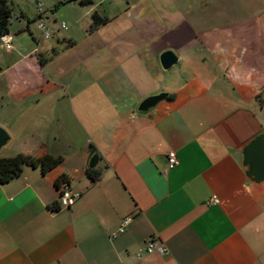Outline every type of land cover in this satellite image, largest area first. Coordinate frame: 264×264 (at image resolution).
I'll list each match as a JSON object with an SVG mask.
<instances>
[{
	"label": "crops",
	"instance_id": "crops-1",
	"mask_svg": "<svg viewBox=\"0 0 264 264\" xmlns=\"http://www.w3.org/2000/svg\"><path fill=\"white\" fill-rule=\"evenodd\" d=\"M29 1L11 0L13 47L0 44V80L8 85L0 125L12 136L0 156L51 154L63 161L47 173L26 167L0 183V264H264V183L251 182L243 166L244 148L264 132V81L250 86L222 78V69L204 72L205 60L187 48L206 25L192 24L185 0L180 6L152 0L159 22H143L146 29L132 19H109L90 30L89 39L99 40L86 49L73 35L62 43L57 36L63 47L52 53L38 40L29 51L16 36L30 32L36 39L32 22L56 20L68 4L34 12ZM88 1L68 3L88 9ZM166 50L179 56L177 77L162 67ZM34 51L46 60L43 74L25 78L17 67ZM188 71L193 75L183 78ZM161 92L171 99L139 110ZM92 146L100 155L95 182L87 173ZM170 150L179 157L172 169ZM61 175L81 192L72 205L58 189ZM214 197L219 203L208 204ZM56 201L61 208L53 211ZM128 215L125 232L113 235ZM152 237L168 253H148Z\"/></svg>",
	"mask_w": 264,
	"mask_h": 264
},
{
	"label": "rangeland",
	"instance_id": "rangeland-1",
	"mask_svg": "<svg viewBox=\"0 0 264 264\" xmlns=\"http://www.w3.org/2000/svg\"><path fill=\"white\" fill-rule=\"evenodd\" d=\"M11 1V0H9ZM20 2L21 0H15ZM62 0H40L41 9H39L36 0H30L28 7L35 10L44 9L45 5L56 3ZM93 6L88 9H82L78 4L67 3L66 7L59 9L56 13V20L50 16L37 19L32 22V32L34 36L27 32L25 35L17 34L16 40H19L27 49L32 50L38 46L40 41L43 47H47L48 53L53 49L59 52L61 44H58L57 36L61 37L59 43H62L63 35H73L85 48L90 44L98 42V37L89 39L91 25L93 23V14L99 12L102 17L108 19H118L125 22L132 19L141 22L140 26L150 21L152 25L159 22L157 16L160 14V8L152 0H92ZM160 1V0H159ZM172 5L180 6L182 0H161L163 5L166 2ZM192 24L199 26L206 25L198 35L191 36L188 52L190 55L203 58L205 60L204 72L211 71L212 74L223 70L222 78H235L237 83H246L251 86L252 82L264 81V0H185ZM38 7V9H37ZM29 10V9H28ZM33 11L30 10V13ZM193 15L196 18H193ZM44 21L52 29V36L45 38L43 31L38 28V23ZM65 23L67 27H63ZM118 24V23H117ZM137 24V23H136ZM149 26L151 24H148ZM118 25L112 26L110 30H115ZM193 32V29H192ZM27 36V37H26ZM38 40V41H37ZM93 41V42H92ZM92 42V43H91ZM97 47V45H96ZM98 48V47H97ZM34 57L19 63L17 73L25 78H36L42 75V65L37 59L39 55L36 51L32 52ZM95 62V61H94ZM83 63V62H80ZM96 63V65H95ZM93 63L97 72V61ZM4 68L8 67L3 64ZM80 69L87 68L79 65ZM179 66L174 65L168 69L169 74L179 72ZM199 71V69L197 70ZM96 72V71H95ZM206 72V73H207ZM81 74V73H80ZM96 74V73H95ZM193 73L187 72L183 78H189ZM177 77V76H176ZM60 79V78H59ZM6 77L0 80V95L6 89ZM8 86V85H7ZM1 97V96H0ZM2 100L0 99V105ZM264 105V100H263ZM1 107V106H0ZM7 107V106H6Z\"/></svg>",
	"mask_w": 264,
	"mask_h": 264
},
{
	"label": "trees",
	"instance_id": "trees-1",
	"mask_svg": "<svg viewBox=\"0 0 264 264\" xmlns=\"http://www.w3.org/2000/svg\"><path fill=\"white\" fill-rule=\"evenodd\" d=\"M75 0H63L61 3L65 4ZM83 3L90 2L88 0H81ZM15 9L11 1L0 0V44L3 38L10 33V28L12 25V17L15 15ZM108 18L102 17L98 12L93 14V23L91 25V31L97 29L98 27L106 24ZM41 65H45L46 60L38 55ZM3 68L0 66V74ZM168 99H171L168 96ZM96 148L92 146V152L96 153ZM63 158L61 156H54L47 154L42 157H34L31 155L19 153L14 156H0V183L6 184L13 179H16L22 175L26 167L37 168L40 167L43 173H47L57 165L62 163ZM88 176L92 182L97 181L101 177V171L97 168H88ZM61 184L65 186H70V182L65 175H61L57 180L58 189H61ZM60 203L58 201L54 202L51 206L53 211L59 210Z\"/></svg>",
	"mask_w": 264,
	"mask_h": 264
},
{
	"label": "water",
	"instance_id": "water-1",
	"mask_svg": "<svg viewBox=\"0 0 264 264\" xmlns=\"http://www.w3.org/2000/svg\"><path fill=\"white\" fill-rule=\"evenodd\" d=\"M162 67L165 70L172 68L179 62V56L174 50H166L160 55ZM168 97L167 92H161L146 97L140 104L139 110L148 111ZM9 131L0 125V153L11 142ZM99 153H94L90 159L89 167L94 168L98 161ZM243 166L247 178L256 184L264 183V132H261L249 142L243 150Z\"/></svg>",
	"mask_w": 264,
	"mask_h": 264
},
{
	"label": "built area",
	"instance_id": "built-area-1",
	"mask_svg": "<svg viewBox=\"0 0 264 264\" xmlns=\"http://www.w3.org/2000/svg\"><path fill=\"white\" fill-rule=\"evenodd\" d=\"M41 2H39L38 7L41 9ZM16 18V15L12 17V21H14ZM63 27H67L65 23L62 24ZM38 28L43 31V34L45 38H50L52 36V29L47 26V24L44 21H41L38 23ZM13 40L14 35L10 32L7 34L3 40L2 43L3 46L7 49H11L13 47ZM179 163V157L176 152V150H170L168 152V169H172L176 167ZM61 197L66 205H72L80 196L81 192L74 191L71 186H65V184H61L60 189ZM219 203L218 198H211L208 200V204H217ZM133 217L128 215L123 218L121 224L117 228V230L114 232L113 235H117L118 233L125 232L127 226L132 222ZM146 251L148 253L153 252H159L161 254L168 253V247L158 238V237H152L146 246Z\"/></svg>",
	"mask_w": 264,
	"mask_h": 264
}]
</instances>
